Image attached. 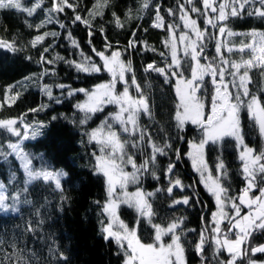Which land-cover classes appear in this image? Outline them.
<instances>
[{
  "label": "snow or ice",
  "instance_id": "1",
  "mask_svg": "<svg viewBox=\"0 0 264 264\" xmlns=\"http://www.w3.org/2000/svg\"><path fill=\"white\" fill-rule=\"evenodd\" d=\"M189 5L193 0H186ZM259 7H256V5ZM111 0H95L92 9L88 10V17H82L77 9L80 7L78 0H51V6L45 7V0H0V11H10L26 14L33 17L38 12H44L45 16L39 23L33 25L25 20L29 28H35L39 32L48 24H59L60 28L66 29V24L58 18V15L65 12V9L73 11L74 16L69 21L72 24L77 22L84 23L89 27V36L92 35L91 21L97 16H102L104 9L110 7ZM154 9V20L152 26L164 28L169 33V38L163 41L165 47L169 49L170 62L165 67H159L155 62L149 63L144 68L145 72H156L165 76L166 81L172 77L176 80L175 92L178 97L175 115V127L183 130L186 123L197 125L201 130L199 141L190 142L191 150L187 155L191 158L193 167L200 174L201 181L205 184L208 191L215 197L217 208L211 214L212 227L205 228L199 233L195 244V251L201 257V264H207L209 258L204 255L205 247L211 246L212 259L216 264H264L253 257L257 253L264 254V244L251 245L250 241L254 232H264V148L259 152L255 148L249 147L245 143L244 130L241 122V109L246 108L258 126L259 133L264 137V104L259 98L250 94L248 85L252 83L250 72L253 68L260 69L264 76V32H257L253 29L248 33H235L228 27V20L232 17H240L245 11L249 16H257L264 19V0H202V8L192 6L186 7L185 3H179L177 9L179 19L182 24L166 23L165 17L161 15L160 4H153V0H139V7L136 9L137 18L139 13ZM133 10L128 9L126 17L131 18ZM169 16H176L177 11L168 8ZM192 13L197 14V18H192ZM114 21L118 27H123L120 17L115 12L112 13ZM204 18V28L200 27L199 17ZM215 32L209 34V27ZM177 29H181L177 35ZM183 29H188L184 31ZM103 32L104 29L100 28ZM59 32L44 31L36 35L31 41L30 46L35 48L42 45L49 36L57 37ZM135 36V33L132 34ZM235 35L250 36L249 43H241L238 47L224 40V37ZM212 36H218L215 51L217 55L212 61L201 64V54L206 47L205 41ZM67 38L71 45L79 49V42L72 37L71 32L67 33ZM178 42L184 45L183 56L195 61V66L191 69V78H185L181 68V54L178 51ZM91 45V39L88 41ZM135 40H130L128 48H135ZM145 47L149 46L145 43ZM52 46L44 47L40 56V63L53 65L56 61H64L70 66L75 67L78 72L98 73L105 70L111 74L108 82L97 84L91 90L85 88H71L68 85L57 84L56 88L61 90L67 88V96H74L76 93H83L86 99L75 105L83 115L80 125H86L88 121L98 112H102L106 105H115L116 111L111 112L98 127L84 133L88 137L89 143L98 145V152H93L94 164L92 167L93 175L103 178L105 185V200L93 201L99 208V215L103 217L99 221L100 231L105 241L112 240L117 246L115 253L123 257V264H187L186 249L182 237L185 235L182 225L184 217L172 219L166 226L152 223L155 215L151 198L156 192H146L140 187V182L145 174H150L154 179H159L153 170L156 166L157 157L167 155L166 149H171L172 145L165 141L163 145L156 143L152 139V134L139 124L141 113L151 117L149 98L144 94L140 84L136 80V73L132 67L131 60L122 59L123 53L118 49H113L111 42L105 37L104 51H98L94 46L92 51L102 60V64H97L91 56L80 52L81 59L66 60L65 57L57 54L55 58L49 59L44 53H48ZM125 48L124 51H128ZM0 49L10 52L19 51L15 39L6 40L0 37ZM113 49L110 54L108 50ZM150 50L156 51L154 48ZM226 50V51H225ZM248 50V58L241 56L240 60H232L226 53L234 51L243 54ZM164 56V53H160ZM31 59V57H27ZM218 61V63H217ZM55 68H46L39 75L42 79L47 75H54ZM210 75L213 92L210 100V114L205 115V104L196 95L201 89L204 76ZM33 77H26V81H31ZM131 81V83L129 82ZM123 84V91L117 92V83ZM23 82H18L22 84ZM17 85H10L5 89V100L14 102L20 95L15 92L9 96ZM135 87L136 95L130 93L129 89ZM234 89V91H233ZM42 91L50 100L61 103V99L54 95L53 85L44 84ZM64 92L61 91V96ZM250 97L247 102L244 98ZM3 105L0 104V107ZM48 105H41L39 109L30 111H42ZM53 120L56 117H52ZM67 119V117H65ZM111 121V122H110ZM75 123V121H72ZM18 124L20 126H18ZM22 126V128H21ZM118 126V128L116 127ZM42 124L34 125L25 123L24 117L0 119V132L5 134V139L0 142V162L8 163L9 157L19 162L23 172L22 186L15 188L9 194L7 186L0 181V212L4 214H20L22 205H32L33 215L37 217L35 223L31 219L25 221L24 232L38 233L44 220L40 218V208L46 206L49 201L44 198L42 205L34 204L29 199L31 193L29 187L35 182L40 181L59 192L61 203L68 197L63 195L64 188L62 181L67 178L68 173L63 169H54L47 165L44 157L33 156L25 150L24 142L35 139L40 135ZM23 129V130H22ZM127 138H123V137ZM9 137H15L13 141ZM235 140L239 149L238 159L241 162V174L245 180V187L241 193L235 197L227 195L228 189L223 186L221 181L228 176L227 167L220 157H217L215 171L217 175L212 176L205 160V146L208 144H220L225 138ZM183 139V137H179ZM129 147L136 149L145 155L141 163H137L135 156L129 152ZM145 148L149 149L145 153ZM7 149V150H5ZM177 160L180 158L179 149L175 150ZM39 159L40 166L34 164V160ZM132 171H127L128 167ZM175 163H170L165 170L168 179V187L164 189L168 194L173 193L174 188L183 189L185 185L176 177L173 179ZM259 178V180H258ZM16 180V173H11L10 182ZM129 185H136L135 191H128ZM187 187H192L188 185ZM258 191V195H251L253 191ZM192 197L184 196L173 200L174 205H188ZM11 201V203L9 202ZM121 205H127L135 209L139 217L144 218L154 230L152 242H144L138 234L140 221L136 225L129 227L120 218ZM230 206L232 212L225 211ZM244 209H247L245 212ZM60 211L63 210L61 207ZM243 213V214H242ZM227 221V224L224 222ZM224 224V227L221 225ZM19 227V226H17ZM234 236L235 238H231ZM23 235V232L21 233ZM165 237L169 242L165 243ZM4 241L0 239V264H32L28 256H35V253L25 254L24 249L20 248L15 239L10 245L11 251L2 247ZM228 253V259H220L221 252ZM50 257H54L58 262L67 264L68 257L59 250L58 246L49 247Z\"/></svg>",
  "mask_w": 264,
  "mask_h": 264
},
{
  "label": "trees",
  "instance_id": "2",
  "mask_svg": "<svg viewBox=\"0 0 264 264\" xmlns=\"http://www.w3.org/2000/svg\"><path fill=\"white\" fill-rule=\"evenodd\" d=\"M80 7L77 9L82 17H88V10L92 9L95 0H78ZM160 4L161 15L165 17L166 23L181 24L177 5L185 3L186 7L193 5L202 8V0H193L189 5L186 0H153V4ZM51 6V0H45V7ZM139 7V0H111L110 7L104 9L102 16H97L91 21L92 35L89 36V27L84 23L75 24L69 21L74 16L70 9H65L64 13L58 15L67 28H60L59 24H48L39 32L35 28H29L25 20L35 25L44 18V12H38L33 17H27L26 14L10 11H0V37L11 40L15 39L19 51L10 52L0 49V119H10L24 117L25 123L34 125L42 124L41 134L35 139H29L24 142L25 150L33 156L44 157L47 165L54 169H63L68 173L66 179L62 181L63 195L68 199L61 203L60 193L53 191L51 187L43 182L37 181L29 187L31 199L34 204L42 205L44 198L49 203L40 208V218L44 220L38 233L24 232L25 221L31 219L36 222L37 217L33 215L32 205H22L20 214L0 213V239L4 241L2 247L11 251L10 245L15 239L17 245L24 249L25 254L35 253V256H28L32 264H63L56 258L50 257L49 247L58 246L59 250L67 257V264H123V257L115 253L117 246L112 240L105 241L100 231L99 221L103 219L99 215L100 208L93 203L99 200L103 203L105 200V185L102 177L93 175L92 167L94 158L92 153L98 152V145L89 143L88 137L84 133L96 127L106 116L108 110L114 106L109 105L102 112L96 113L86 125H80L82 113L75 108L85 96L83 93H76L74 96H67L68 89L56 88L57 84L68 85L71 88L92 89L95 85L109 80L110 75L107 71L101 70L98 73L78 72L75 67L70 66L64 61H56L53 65L40 63L41 52L44 47L52 46L51 50L44 55L53 59L57 54L65 57L66 60L81 59L80 52L91 56L98 65L102 60L92 51L94 46L98 51H104L105 37L111 42L113 49L120 50L122 58L131 60L132 67L136 73V80L140 84L144 94L149 98L151 117L141 114L139 124L146 128L152 134V139L163 145L165 141L172 145L171 149H166L167 155L157 157L156 166L153 169L159 179H154L150 174H145L140 182V187L145 191L162 189L156 192L150 200L155 215L152 223L167 225L172 219L184 217L182 225L185 235L182 242L186 249L187 264H201V257L195 251V244L199 233L205 228L212 227L211 214L216 209L214 196L208 191L197 172L194 171L191 161L187 155L189 152V142L199 141L201 130L197 125L188 124L184 129L178 130L175 127L173 119L176 111L178 98L174 88V80L166 81L164 75L156 72H145L147 64L155 62L159 67H165L170 62L169 49L165 47L163 41L169 37L168 31L164 28H155L152 26L154 20V9L140 12L137 18L136 9ZM256 7H259L257 4ZM133 10L131 18L126 17L128 9ZM168 8L177 11L176 16H169L166 12ZM115 12L120 17L123 27H118L114 21L112 13ZM192 16L197 18L196 13ZM228 27L235 33H248L255 29L257 32H264V19L257 16H249L247 11L240 17H232L228 20ZM199 24L204 28V18L199 17ZM209 27V34L215 32V29ZM100 28L104 31L101 32ZM44 31L59 32L57 37L49 36L42 45L35 48L30 46V41L38 34ZM71 32L72 37L79 42L80 48H74L67 38V33ZM135 33V36L132 34ZM91 39V45L88 41ZM130 40H135L136 47L128 48ZM250 36L235 35L228 37L227 42L237 47L243 43L251 42ZM145 43L149 46L145 47ZM206 47L201 54L202 61L208 63L217 55L215 51L216 39L205 41ZM128 48V51H124ZM154 48L156 51L150 50ZM110 49L106 54H110ZM160 53H164L161 56ZM232 60L248 58V50L243 54L234 51L226 53ZM31 57V59H27ZM192 64V61L185 58V62ZM218 63V61H217ZM46 68H55L54 75H39ZM252 77L250 83V94L259 98L264 104V76L260 69L253 68L249 73ZM33 77L31 81H26V77ZM18 82H23L18 84ZM44 84L53 85V93L61 99V103H55L50 100L42 91ZM10 85H17L11 96L19 92V97L14 101L5 100V89ZM136 92L135 87H132ZM212 80L210 75L204 83L203 91L208 95L212 92ZM61 91L64 95L61 96ZM246 102V101H245ZM48 105L42 111H30L39 109L41 105ZM56 117L55 120L52 117ZM67 117V119H65ZM242 126L244 130L245 141L254 146L256 150L262 148V136L259 133L258 126L252 120L248 110H241ZM72 121H75L73 123ZM19 126V124H18ZM22 128V126H21ZM23 130V129H22ZM183 139H179V137ZM13 141L15 137H9ZM126 138V137H124ZM5 139V134L0 132V142ZM179 149L180 158L177 160L175 150ZM7 150V149H5ZM149 149L145 148V153ZM137 162H142L145 155L134 148L129 147ZM207 160L210 167L215 171L217 157H220L227 167L228 176L221 183L228 189L227 194L235 197L241 193L245 187V180L241 174V162L238 159L239 149L235 140L225 138L220 144H208L206 148ZM170 163H175L173 179L179 177L185 185L183 189L174 188L172 194H168L164 189L168 187V179L165 176V170ZM34 164L39 167V159L34 160ZM16 173V180L10 182L11 173ZM215 174L216 171H215ZM23 172L20 169L19 162L9 157L8 163L0 162V180L7 186L9 194L13 193L15 188L22 186ZM259 180V178H258ZM192 185V187H187ZM264 187V184H260ZM256 193L258 191L255 190ZM184 196L192 197L188 205H174L175 199ZM11 203V201H9ZM63 208L60 211V208ZM246 210V209H244ZM121 216L130 224H136L139 220L138 234L144 242H151L154 230L146 219L141 218L135 209L122 205L120 208ZM227 224V221L224 222ZM222 224V227H224ZM19 226V227H17ZM23 232V235L21 233ZM264 242V232H254L251 238V245L255 246ZM204 255L209 258L207 264H216L212 259L213 252L211 246L205 247ZM220 259L227 260L228 253L222 251ZM256 260H264V254L257 253ZM246 264V262H245Z\"/></svg>",
  "mask_w": 264,
  "mask_h": 264
},
{
  "label": "rangeland",
  "instance_id": "3",
  "mask_svg": "<svg viewBox=\"0 0 264 264\" xmlns=\"http://www.w3.org/2000/svg\"><path fill=\"white\" fill-rule=\"evenodd\" d=\"M192 18H194L195 19V17L194 16H192ZM181 24H182V21H181ZM184 31H188V29H183ZM177 31V35L179 34V32L181 31V29H177L176 30ZM169 38V37H168ZM215 39H216V42H217V39H219V37L218 36H215ZM224 40L227 42V40H228V37L226 36V37H224ZM183 47H184V45L182 44V43H179L178 42V51L180 52V54H181V68L180 69H178V71H180V72H182V74H183V76L185 77V78H191V69H192V67H194L195 66V61H192L189 57H187L188 59H190L191 61H192V64H190L191 62L189 61V63H187V62H185V58H186V56H183L182 55V53H183ZM226 51V50H225ZM123 59V58H122ZM200 63L203 65V64H206V63H204L203 61H202V59H200ZM109 75H110V79H111V74L109 73ZM211 78V77H210ZM109 79V80H110ZM171 79H173L174 81V88H175V86H176V80L178 79V77H172ZM109 80H106V81H103V82H101V83H105V82H108ZM129 82L131 83V81L129 80ZM100 84V83H99ZM96 86V85H95ZM94 86V87H95ZM93 87V88H94ZM249 87V86H248ZM91 90V89H90ZM117 92H121V91H123V84L122 83H120V82H118L117 83ZM129 91H130V93L131 94H133V95H136V92H134V90L132 89V87L129 89ZM203 91V90H202ZM212 92H213V84H212V90H211ZM233 91H234V89H233ZM212 92L208 95V94H203V93H200V94H197L198 95V97H200L201 99H202V101H203V103L205 104V108H204V113H205V115H208V114H210V100H211V95H212ZM178 98V97H177ZM86 99V97L84 96L83 98H82V100L80 101V102H82V101H84ZM248 99H250V97H245L244 98V100L247 102L248 101ZM150 105V104H149ZM107 106H109V105H106L105 107H104V110L106 109V107ZM112 106H114L115 108H114V110L113 109H111V110H108L107 111V114H105L104 116H108V114L109 113H111V112H114V111H116L117 109H116V106L115 105H112ZM242 110V109H241ZM142 114V113H141ZM240 117H241V114H240ZM140 118V117H139ZM105 119V118H104ZM111 122V121H110ZM241 122H242V119H241ZM101 123V122H100ZM188 124H191L190 122H188V123H186V125H185V127L188 125ZM191 125H194V124H191ZM20 126V125H19ZM99 126V124L96 126V127H98ZM96 127H94V128H96ZM117 128H118V126H116ZM126 137V136H125ZM124 138V137H123ZM127 138V137H126ZM227 138V137H226ZM262 148H264V137H262ZM190 142H192V141H190ZM190 142H189V151L191 150V148H190ZM198 142V141H197ZM245 143L249 146V147H252V148H255L254 146H251V145H249L246 141H245ZM206 148H207V145L205 146V149H204V152H205V160L207 161V164H208V168H209V170L211 171V173H212V176L213 177H215L217 174H215V171H213V169L210 167V165H209V163H208V160H207V154H206ZM260 150H257V152H259ZM99 154V153H98ZM189 157V156H188ZM189 159H190V161H191V165H192V167H193V164H192V160H191V158L189 157ZM138 164L140 163V162H137ZM193 169H194V171L195 172H197L196 170H195V168L193 167ZM127 171H132V169H131V167L129 166L127 169H126ZM198 173V172H197ZM199 174V173H198ZM199 176H200V174H199ZM200 178H201V176H200ZM1 181V180H0ZM205 185V184H204ZM136 185H129V187H128V191H130V192H132V191H135L136 190ZM146 192H153V191H151V190H148V191H146ZM228 195V194H227ZM251 195H258V193H256L255 192V190L253 191V193H251ZM229 196V195H228ZM215 198V197H214ZM215 202H216V200H215ZM121 207H122V205H121ZM218 210V208H217V203H216V209H215V211L214 212H216ZM225 211L226 212H229V214H231V212H232V210H231V208H230V206H228V207H226L225 208ZM245 212L247 211V209L246 210H244ZM0 213H2V212H0ZM243 214V213H242ZM120 218L126 223V224H128L129 225V227H133V226H135L136 224H134V225H132V224H130L128 221H126L122 216H121V214H120ZM164 226H166V225H164ZM222 226V225H221ZM230 237L231 238H235L234 236H231V234H230ZM165 239V243H167V242H169V238L168 237H165L164 238ZM152 242V241H151ZM147 243V242H146ZM261 244H264V242L263 243H261ZM259 245V244H258ZM258 261H264V260H258Z\"/></svg>",
  "mask_w": 264,
  "mask_h": 264
}]
</instances>
